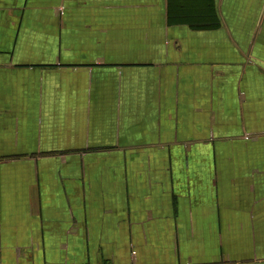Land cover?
I'll return each instance as SVG.
<instances>
[{
	"label": "crops",
	"instance_id": "1",
	"mask_svg": "<svg viewBox=\"0 0 264 264\" xmlns=\"http://www.w3.org/2000/svg\"><path fill=\"white\" fill-rule=\"evenodd\" d=\"M0 264H264V0H0Z\"/></svg>",
	"mask_w": 264,
	"mask_h": 264
}]
</instances>
